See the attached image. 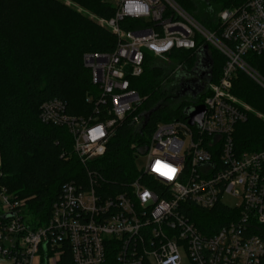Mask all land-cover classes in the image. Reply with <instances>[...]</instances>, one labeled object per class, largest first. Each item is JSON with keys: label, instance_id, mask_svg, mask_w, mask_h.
<instances>
[{"label": "built area", "instance_id": "1", "mask_svg": "<svg viewBox=\"0 0 264 264\" xmlns=\"http://www.w3.org/2000/svg\"><path fill=\"white\" fill-rule=\"evenodd\" d=\"M9 1V0H4ZM116 16L105 25L119 39L109 53L84 54L99 92L95 115H69L59 100L45 102L42 123L68 130L74 154L83 166L102 158L116 126L129 120L143 129L136 114L144 99L131 88V78L144 73L146 53L171 65L170 54L197 51V37L225 59L220 79L209 84L203 125L185 121L159 123L147 143L133 145L141 169L117 193L102 187L104 179L88 170L85 182L66 183L45 225L27 214L26 201L0 186V264H56L68 243L75 264H104L110 252L118 264H262L264 259V147L240 153L235 131L247 122L250 108L233 93L237 72L264 90V76L245 60L264 59V0H249L218 16L209 31L174 0H117ZM125 18L157 25L139 33H123ZM170 77L179 84L193 73L175 65ZM199 106L198 104H192ZM100 115L106 118L99 121ZM101 118V117H100ZM65 156V155H63ZM71 158V156L69 157ZM1 177V175H0ZM105 183V182H104ZM240 198L239 206L224 204ZM223 206L240 215L213 235L194 221L195 211Z\"/></svg>", "mask_w": 264, "mask_h": 264}, {"label": "trees", "instance_id": "2", "mask_svg": "<svg viewBox=\"0 0 264 264\" xmlns=\"http://www.w3.org/2000/svg\"><path fill=\"white\" fill-rule=\"evenodd\" d=\"M65 1L0 0V186H6L10 194L26 201L27 214L37 225L48 222L52 206L60 200L66 183H84L88 170L96 171L104 179L102 187L106 184L109 191L124 190L136 172V152L132 146L147 143L159 123L186 122V108L202 103L209 86L197 102L185 99L176 105L180 99L176 91L179 83L170 77L172 67L157 64V58L147 52L143 75L130 79L131 88L144 99L136 113L143 117L141 133L135 132L129 120L116 126L107 154L83 166L74 154L68 130L42 123L41 108L45 102L59 99L67 105L70 116H94L95 105L87 100L96 99L99 88L92 83V73L84 66V54H111L119 39L107 27L94 24ZM70 1L101 20L110 21L116 16L117 10L110 0ZM174 1L207 30L218 28V18L214 23L206 15L211 16L215 11L205 13L196 0ZM247 1L214 0L222 12ZM118 25L123 33L157 27L145 20L129 18ZM206 47L213 63L212 82H217L225 59L200 37H197V51L174 50L170 54L171 65L184 64L185 72L194 74L199 54ZM245 60L264 76L262 57L247 55ZM235 76L234 95L255 111L264 113V90L241 71ZM6 86L10 90L4 93ZM100 117L99 121L106 118ZM235 145L240 153L262 149L264 121L251 114L247 122L236 127ZM239 215L238 210L230 211L218 205L211 211H195L194 221L204 234L213 235ZM61 255L56 264H75L68 243L63 245ZM104 264H118L116 254L110 252Z\"/></svg>", "mask_w": 264, "mask_h": 264}, {"label": "rangeland", "instance_id": "3", "mask_svg": "<svg viewBox=\"0 0 264 264\" xmlns=\"http://www.w3.org/2000/svg\"><path fill=\"white\" fill-rule=\"evenodd\" d=\"M110 1L113 3L114 6L117 3V0H110ZM65 2L73 10H76L80 15H83V16L87 17L94 24H97V25L102 26V27L105 26V25H102L103 20L98 18V16L93 15L91 12L85 10L83 7H80L79 5H76L75 3H73L70 0H66ZM199 3H200L199 5H201V7L204 9L205 13H209V11H215V13L213 15H211V16L208 15V14H206V15L209 16L212 20H214V23H216L218 16L222 12V8L220 10L219 6L214 2V0H201ZM209 17H206V20ZM156 63L159 64V65L166 66V67L170 66V67H172V69H174L176 67L175 65H166L167 63L164 60L159 59V58H157V62ZM5 84H8V82H5ZM9 90L10 89L6 86V88L4 90V93H7ZM9 94H10V92L7 95H9ZM181 101H183V98H180L179 101H177V103H175V104L177 105ZM240 102L245 104V105H247L250 108L249 116L251 114H254L256 117H258L259 119L264 121V113L263 112H259L257 110L255 111L253 107H251L249 104L245 103L244 101H240ZM172 107H174V106H172ZM143 164H144V159L137 160V162L135 163V165L137 166L138 169H141L143 167L142 166ZM1 166H2V158H1V153H0V167ZM240 203H241V199L240 198H232V199L227 198L226 200H224V204H226V205H228L230 207L239 206ZM184 263L187 264L188 263V259L184 258Z\"/></svg>", "mask_w": 264, "mask_h": 264}, {"label": "water", "instance_id": "4", "mask_svg": "<svg viewBox=\"0 0 264 264\" xmlns=\"http://www.w3.org/2000/svg\"><path fill=\"white\" fill-rule=\"evenodd\" d=\"M208 48L206 47L203 51L200 52V59L197 62V68L194 71V74L196 75L197 78H201V80L205 81V88L207 85L212 83V69H213V63L212 60L208 57ZM200 81L196 82L195 86L191 85L194 88L199 87ZM204 88V89H205ZM203 89V88H202ZM203 89V90H204ZM200 90H196V92H192L194 96H197L200 92H203ZM207 109L203 105L199 106H189L186 108L185 113L189 119V124L191 126L198 125L201 127L203 125V118L204 115L206 114Z\"/></svg>", "mask_w": 264, "mask_h": 264}, {"label": "flooded vegetation", "instance_id": "5", "mask_svg": "<svg viewBox=\"0 0 264 264\" xmlns=\"http://www.w3.org/2000/svg\"><path fill=\"white\" fill-rule=\"evenodd\" d=\"M197 2H200L201 0H196ZM198 80L200 81L199 83V87L198 88H194L191 85L196 84V82H198ZM205 88V81L201 80V78H197L195 74H193V76L191 77V79L189 80H184L182 83H180L176 89L177 93H179V97L183 98V100L186 99V101L188 102H192L195 103L198 101L199 96L201 95V92L197 95L194 96V94L192 92H196V90H200L202 91ZM190 106H193L192 104Z\"/></svg>", "mask_w": 264, "mask_h": 264}]
</instances>
